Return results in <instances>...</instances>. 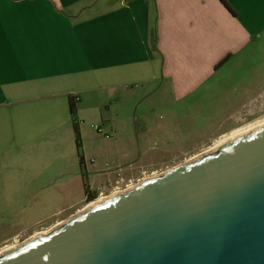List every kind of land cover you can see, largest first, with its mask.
I'll list each match as a JSON object with an SVG mask.
<instances>
[{"label":"crops","instance_id":"crops-1","mask_svg":"<svg viewBox=\"0 0 264 264\" xmlns=\"http://www.w3.org/2000/svg\"><path fill=\"white\" fill-rule=\"evenodd\" d=\"M257 56H264V0H0V169L10 167V209L60 200L54 217L73 206L62 200L84 199L74 96L80 123L85 99L106 89L109 101L128 93L135 100L133 88L118 90L133 82L170 105L211 74L258 71ZM102 123L108 142L90 149L82 140L92 193L115 180L116 167L126 177L142 168L141 155L127 157L137 139L167 131L137 111Z\"/></svg>","mask_w":264,"mask_h":264},{"label":"water","instance_id":"water-1","mask_svg":"<svg viewBox=\"0 0 264 264\" xmlns=\"http://www.w3.org/2000/svg\"><path fill=\"white\" fill-rule=\"evenodd\" d=\"M0 264H264V125L83 208Z\"/></svg>","mask_w":264,"mask_h":264},{"label":"rangeland","instance_id":"rangeland-1","mask_svg":"<svg viewBox=\"0 0 264 264\" xmlns=\"http://www.w3.org/2000/svg\"><path fill=\"white\" fill-rule=\"evenodd\" d=\"M261 59H264V56L254 57L253 62L257 63ZM134 83L128 84V90H118H121L120 94L123 95L130 91L129 88H133L132 94L135 95V100H132L133 97L128 93L124 98L125 101H109L106 89L97 90V99L95 97L85 99L81 104L85 117L79 125L83 126L81 139H84L86 148L89 146L91 149L94 143L99 145L108 142L103 133H98L92 125L103 124L102 120L109 114H132L137 111L141 115L147 114L154 124H166L165 134L153 130L149 136H145L142 140L137 139L134 146L128 147L127 157L141 155L139 164L142 168L126 177L122 174V169L116 167L115 180L100 186L94 193L95 198L87 201L84 197L83 200L75 203L74 200H77L79 195L69 196V201L65 202L64 199L61 203L64 206L66 204L73 206L51 217L50 214L60 206L54 207V205L60 200H45L46 206L38 208L41 210L36 209L34 203L22 210L10 209V167H3L4 170L0 169V173L3 172L4 175L2 176L4 182H0V194H3L0 196V242L3 239L9 240L0 245V250L5 246L23 242L34 234L47 231L82 210L95 199L112 195L120 189H127L150 174L164 172L178 163L202 154L221 139L229 136L232 138L235 133L241 134L264 122V65L254 73L229 70L211 74L204 85L192 89L183 100L170 105L158 104L160 95L152 94L150 91L142 93L146 86ZM72 130L74 133L73 128ZM219 133L221 134L218 135ZM74 147H76L75 141ZM7 160L6 156L5 161ZM48 196H51L49 192L46 194V197ZM19 208H22V205H19ZM15 220H20V228L16 227ZM37 222L38 224H35ZM17 231H20L19 234L10 240V235Z\"/></svg>","mask_w":264,"mask_h":264},{"label":"trees","instance_id":"trees-1","mask_svg":"<svg viewBox=\"0 0 264 264\" xmlns=\"http://www.w3.org/2000/svg\"><path fill=\"white\" fill-rule=\"evenodd\" d=\"M75 106H76V101L74 100V98H71L69 107H70V114L72 116V125H73V129L75 133V144H76V149H77L78 157H79V166H80V171L82 175L83 189H84L86 200L90 201L93 198H95V195L94 193L90 191V185H89L88 177H87V170L85 167V160H84V156L82 153V139H81V134L79 130L80 122L77 120V117H76V109H75L76 107Z\"/></svg>","mask_w":264,"mask_h":264},{"label":"bare ground","instance_id":"bare-ground-1","mask_svg":"<svg viewBox=\"0 0 264 264\" xmlns=\"http://www.w3.org/2000/svg\"><path fill=\"white\" fill-rule=\"evenodd\" d=\"M261 125H264V122H261V123H259V124H257L256 125V127H258V126H261ZM256 127H254V128H256ZM253 127H252V129H254ZM251 128L249 129V130H246V131H244V132H241V134H244V133H247V132H249L250 130H252ZM240 133H235V135H233V136H231L232 138L233 137H235V136H237V135H239ZM228 138V139H227ZM229 138H230V136L229 137H226V139H221V140H219V141H217L215 144H214V148L213 147H210V148H208L207 150H205V151H203L202 152V154L204 153V152H209V151H212V150H214L217 146H219L220 144H218V143H223V141L225 142L226 140H229ZM231 139V138H230ZM201 155V154H200ZM197 156V155H196ZM199 156V155H198ZM195 158V157H194ZM193 159V158H192ZM191 160V159H190ZM160 173H153V174H150L149 176H147L145 179H147V178H150V177H153V176H156V175H159ZM144 180V179H143ZM142 180H140L139 182H141ZM138 182V183H139ZM137 184V183H136ZM135 185V183L133 184V185H131V186H129L128 188H130V187H132V186H134ZM117 189H119V188H117ZM119 191H121V189L120 190H118V191H116V192H113L112 193V195H114V194H117V192H119ZM112 195H109V196H105V197H102V198H99V199H95L94 201H92V202H90L86 207H88V206H93V205H95V204H97V203H100V202H102V201H104V200H106L107 198H109L110 196H112ZM49 230V229H48ZM18 244H20V242L18 243ZM17 245V244H16ZM15 244L14 245H12V246H5V247H3V248H1V250H0V255L1 254H3L4 252H7L8 250H11L12 248H14V246H16Z\"/></svg>","mask_w":264,"mask_h":264},{"label":"built area","instance_id":"built-area-1","mask_svg":"<svg viewBox=\"0 0 264 264\" xmlns=\"http://www.w3.org/2000/svg\"><path fill=\"white\" fill-rule=\"evenodd\" d=\"M74 100L77 102L79 100V98L77 96L73 97ZM92 127L98 132V133H103L105 138H109V133L105 132L100 125H92ZM101 193V191L99 192V194Z\"/></svg>","mask_w":264,"mask_h":264}]
</instances>
